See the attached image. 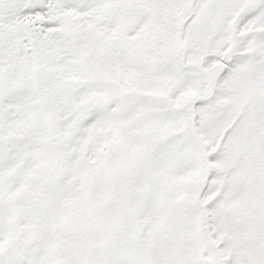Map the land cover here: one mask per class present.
<instances>
[{
	"label": "snow or ice",
	"instance_id": "1",
	"mask_svg": "<svg viewBox=\"0 0 264 264\" xmlns=\"http://www.w3.org/2000/svg\"><path fill=\"white\" fill-rule=\"evenodd\" d=\"M0 264H264V0H0Z\"/></svg>",
	"mask_w": 264,
	"mask_h": 264
}]
</instances>
